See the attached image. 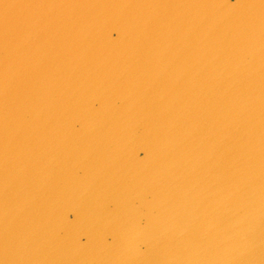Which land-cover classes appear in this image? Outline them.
I'll list each match as a JSON object with an SVG mask.
<instances>
[{
    "label": "water",
    "instance_id": "obj_1",
    "mask_svg": "<svg viewBox=\"0 0 264 264\" xmlns=\"http://www.w3.org/2000/svg\"><path fill=\"white\" fill-rule=\"evenodd\" d=\"M0 264H264V0H0Z\"/></svg>",
    "mask_w": 264,
    "mask_h": 264
}]
</instances>
